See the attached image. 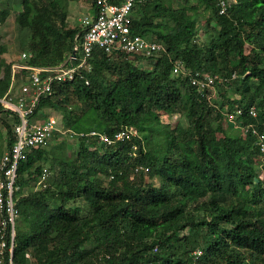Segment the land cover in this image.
<instances>
[{
	"label": "trees",
	"instance_id": "16d2710c",
	"mask_svg": "<svg viewBox=\"0 0 264 264\" xmlns=\"http://www.w3.org/2000/svg\"><path fill=\"white\" fill-rule=\"evenodd\" d=\"M64 1L73 0H21L15 22L29 30V65L62 64L80 41L84 28L66 25ZM217 2L136 6L131 34L163 52L144 59L96 50L84 80L56 85L41 100L40 110L61 113L59 127L73 135L77 152L66 159L62 146L49 150L63 135L56 132L19 164L14 264H27L25 254L30 264H264V161L254 138L241 132L251 124L264 133V0H232L222 15ZM199 9L208 15L203 40ZM8 13L0 10V25ZM144 60L153 62L150 70L138 66ZM177 63L227 79L219 84L227 88L220 108L212 102L216 86L201 97L187 77L172 73ZM1 72L0 98L11 76L0 50ZM1 114L7 150L17 119L0 104ZM160 115L184 122L164 126L162 154L143 143ZM129 128L135 135L123 141L99 139ZM43 170L46 187L22 194Z\"/></svg>",
	"mask_w": 264,
	"mask_h": 264
},
{
	"label": "built area",
	"instance_id": "2783aa9c",
	"mask_svg": "<svg viewBox=\"0 0 264 264\" xmlns=\"http://www.w3.org/2000/svg\"><path fill=\"white\" fill-rule=\"evenodd\" d=\"M146 1L91 0L94 15L92 18L83 19L82 37L78 43L75 40L73 52L64 63L53 67L32 66L27 63L29 54L23 52L17 57L16 63L10 64L9 88L0 98V104L4 113L8 112L9 118H16L17 121L12 126L14 143L0 159V264H14L12 256L17 213L13 194L18 188L16 184L19 164L26 161L31 150L46 145L54 133H69L59 127L57 118L49 114L47 109H39L41 100L51 96L56 85L84 80L83 73L90 72L91 60L96 50L110 57L120 54L129 58L139 56L144 59L153 58L163 52L161 44L131 34L130 31L134 8ZM232 3V0H218V13L225 14ZM172 73L187 77L190 86L194 87L201 97L206 96V92L213 90L217 84L227 82L226 78L219 75L189 72L180 63L175 64ZM228 79L235 80L236 74H231ZM84 83L88 84L87 81ZM241 114L240 110L236 111L237 116ZM249 115L255 118L257 112L252 108ZM234 117L229 115L228 122L235 124ZM241 132L250 133L254 138L260 159L264 161V133L251 124L242 127ZM90 135L94 136L95 133ZM131 135H135L133 128L117 132L113 140L104 136L99 139L110 145L113 141H123ZM70 136L73 137L72 134ZM47 177L48 172L43 170L37 182L33 183L34 190L44 189ZM156 250L154 247L153 251ZM194 255L197 259L201 252H195ZM25 259L27 264L31 263L29 254H25Z\"/></svg>",
	"mask_w": 264,
	"mask_h": 264
},
{
	"label": "rangeland",
	"instance_id": "374dc122",
	"mask_svg": "<svg viewBox=\"0 0 264 264\" xmlns=\"http://www.w3.org/2000/svg\"><path fill=\"white\" fill-rule=\"evenodd\" d=\"M64 4H67L65 7L66 11V25L68 27H82L83 23V17H85L87 7L85 5L84 0H73L72 2H65ZM7 9L8 15L2 25H0V50H1V57L7 64H13L17 62V57L21 53H28L29 50V30L20 28L16 22L15 17L18 12L22 10L21 6V0H0V10ZM199 13L195 14L194 20L197 23L199 32H198V38L199 40L204 39V31H205V22L207 21V14L202 13V9H199ZM200 42V41H199ZM152 61L151 60H144L143 62L138 63V66L140 68H143L145 70H150L152 67ZM3 77V73H0V78ZM226 87L221 86L219 84L216 85L214 89V94L212 96V102L217 108H220V104L222 103V97L224 94ZM226 92V91H225ZM226 94V93H225ZM49 114H52L54 116H59L61 118V113L58 112H52L47 110ZM0 117H3L2 114ZM160 125L158 123H154L152 120L149 121L151 123L150 125V132L147 133L146 138H143L144 147L147 151H150L152 153H158L162 154L165 150V142L163 140L164 135V126H168L170 129H172L176 123L181 122L184 124L183 119H181L178 115H160ZM1 121V120H0ZM149 127V125H148ZM234 130L232 131V134H234ZM50 140L48 141V143ZM6 135L4 127H2L0 122V155L2 156L3 153L6 151ZM55 146H62V155H64L67 158L73 157V155L77 152V145L75 138L71 137L69 133H64L59 138H56L53 142H51L47 148L51 150V147ZM45 168L48 169V166L46 165ZM52 175V172H50V175ZM146 181H150L148 178H146ZM151 182V181H150ZM34 185L33 183L29 184L28 187H26L22 194L26 195L32 191H34ZM74 205H77L76 203H72ZM72 204H69L70 206Z\"/></svg>",
	"mask_w": 264,
	"mask_h": 264
},
{
	"label": "crops",
	"instance_id": "0c3cea01",
	"mask_svg": "<svg viewBox=\"0 0 264 264\" xmlns=\"http://www.w3.org/2000/svg\"><path fill=\"white\" fill-rule=\"evenodd\" d=\"M70 2H72V1H70ZM84 2H85V5H86V7H87V10H86V15H85V17H83V19L84 18H92L93 17V15H94V12H93V8H92V4H91V1L90 0H84ZM67 3H69V2H67ZM66 5L67 4H65V7H66ZM18 14V13H17ZM17 16V15H16ZM15 19H16V17H15ZM83 21V20H82ZM71 28H73V27H71Z\"/></svg>",
	"mask_w": 264,
	"mask_h": 264
}]
</instances>
